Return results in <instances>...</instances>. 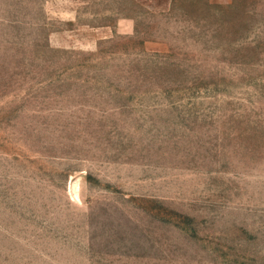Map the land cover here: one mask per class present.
<instances>
[{"label":"rangeland","instance_id":"obj_1","mask_svg":"<svg viewBox=\"0 0 264 264\" xmlns=\"http://www.w3.org/2000/svg\"><path fill=\"white\" fill-rule=\"evenodd\" d=\"M108 1L0 0V264H264V0Z\"/></svg>","mask_w":264,"mask_h":264},{"label":"crops","instance_id":"obj_2","mask_svg":"<svg viewBox=\"0 0 264 264\" xmlns=\"http://www.w3.org/2000/svg\"><path fill=\"white\" fill-rule=\"evenodd\" d=\"M137 4L152 13H164L171 9L173 0H128ZM93 0H43L42 11L45 19V27L53 23L63 27L50 30L47 33V43L51 48L70 49L81 47L84 49L93 48L100 40L110 39L118 33L130 34L135 28V21L132 17L121 16L115 25L111 23L90 24L81 22L84 9ZM33 3H35L33 1ZM104 17L111 18V0L108 1ZM88 13L87 11L85 14ZM96 14V12L92 13ZM95 15H93L94 17ZM97 16L98 15L97 13Z\"/></svg>","mask_w":264,"mask_h":264}]
</instances>
